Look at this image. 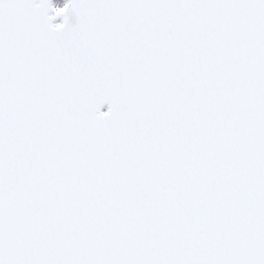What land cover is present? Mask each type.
Returning a JSON list of instances; mask_svg holds the SVG:
<instances>
[{
	"label": "snow or ice",
	"instance_id": "snow-or-ice-1",
	"mask_svg": "<svg viewBox=\"0 0 264 264\" xmlns=\"http://www.w3.org/2000/svg\"><path fill=\"white\" fill-rule=\"evenodd\" d=\"M0 264H264V0H0Z\"/></svg>",
	"mask_w": 264,
	"mask_h": 264
},
{
	"label": "rangeland",
	"instance_id": "rangeland-1",
	"mask_svg": "<svg viewBox=\"0 0 264 264\" xmlns=\"http://www.w3.org/2000/svg\"><path fill=\"white\" fill-rule=\"evenodd\" d=\"M54 5H59V6H62V5H63V3H62L61 1H56ZM58 19H59V18H58ZM58 21H59V20H57V22H58Z\"/></svg>",
	"mask_w": 264,
	"mask_h": 264
},
{
	"label": "water",
	"instance_id": "water-1",
	"mask_svg": "<svg viewBox=\"0 0 264 264\" xmlns=\"http://www.w3.org/2000/svg\"><path fill=\"white\" fill-rule=\"evenodd\" d=\"M55 1H57V0H52L53 4L55 3ZM60 1L64 2V0H60ZM61 20H62V18H60L58 22H61Z\"/></svg>",
	"mask_w": 264,
	"mask_h": 264
},
{
	"label": "bare ground",
	"instance_id": "bare-ground-1",
	"mask_svg": "<svg viewBox=\"0 0 264 264\" xmlns=\"http://www.w3.org/2000/svg\"><path fill=\"white\" fill-rule=\"evenodd\" d=\"M60 19V18H59Z\"/></svg>",
	"mask_w": 264,
	"mask_h": 264
}]
</instances>
